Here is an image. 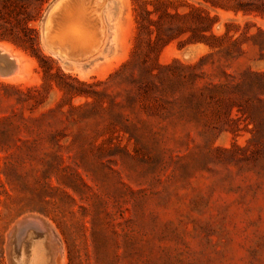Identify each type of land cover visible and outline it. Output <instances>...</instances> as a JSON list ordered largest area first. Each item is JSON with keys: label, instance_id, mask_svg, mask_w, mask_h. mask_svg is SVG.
Returning a JSON list of instances; mask_svg holds the SVG:
<instances>
[{"label": "rangeland", "instance_id": "374dc122", "mask_svg": "<svg viewBox=\"0 0 264 264\" xmlns=\"http://www.w3.org/2000/svg\"><path fill=\"white\" fill-rule=\"evenodd\" d=\"M60 1L0 0V48L20 67L6 76L0 58V264H13L30 220L45 227L50 264H264V96L233 109L207 91L182 101L264 73V0L212 12L241 57L183 36L149 59L136 0H64L65 26L51 24ZM73 28L80 41H67ZM209 54L176 100L140 82L143 59L192 66Z\"/></svg>", "mask_w": 264, "mask_h": 264}, {"label": "trees", "instance_id": "16d2710c", "mask_svg": "<svg viewBox=\"0 0 264 264\" xmlns=\"http://www.w3.org/2000/svg\"><path fill=\"white\" fill-rule=\"evenodd\" d=\"M136 1L139 4V8L136 9L137 48L138 50L142 49L148 59L151 55H155L183 36H187L186 41L188 44H204L211 51L219 50L225 43H228L241 53L239 55L241 57L244 52L239 49L241 43L239 38L231 36L230 30L221 35L214 33L219 18L217 15H213L212 12L217 9L233 11L236 14L239 12H257V10L246 8L244 6L245 0H202L197 4L190 3L187 0ZM249 38L256 40L257 36L252 35ZM257 45L255 44V46ZM38 52L42 58L47 59L40 48ZM227 53L228 55L231 54L230 47H228ZM211 56L212 54H209L201 58L200 63L192 66H183L176 62L175 65L164 67L156 62L149 64L147 60L143 59L141 63H137L140 82L147 81L146 83L152 91L155 90L159 94H164V97L170 96V98L175 99L174 86L193 84L197 79V68H200L202 63ZM174 66H179L182 71L190 72V74L183 77L175 71ZM226 77V83L203 87L204 89L200 88L198 93L191 92L189 95L184 96L182 101L193 103L194 101L205 100L207 91L208 95L210 93L211 98L218 96L220 100L226 102L229 107L232 106L233 109L234 105L241 107L242 101L249 100L248 95L250 94L264 96V73L245 72L238 75H227ZM167 100L169 101V99ZM258 101L261 104L264 102L262 99ZM255 109L259 113L260 119H264L262 117L264 111L259 107ZM238 111L241 112V110ZM252 121L255 123L253 118Z\"/></svg>", "mask_w": 264, "mask_h": 264}, {"label": "bare ground", "instance_id": "6f19581e", "mask_svg": "<svg viewBox=\"0 0 264 264\" xmlns=\"http://www.w3.org/2000/svg\"><path fill=\"white\" fill-rule=\"evenodd\" d=\"M68 1L71 2V0H68ZM64 3L65 1L61 0L55 5L53 12L57 11L61 13L59 14L60 15L59 17H61V19L58 21L57 20L55 21V18L57 19L58 17L57 16L58 13H55V16L53 15L54 18L52 19L51 24L54 25L55 23L56 25V23L58 24L61 23L62 26L70 24L69 21L68 22L64 21L65 18L70 17V14H68L66 11V7L63 5ZM66 3H69V2H66ZM79 16L80 15H78L77 17ZM78 20L82 21L83 24H87L86 18L84 17L81 19L79 18ZM51 24H50V27H51ZM81 36H82V33L80 32V30L77 28H73V31L67 34L66 39L67 41L75 42V41H80ZM0 58L7 62V69L3 71L5 72L6 76H8L10 73H11L10 75H16L19 73V69H20L19 61L2 48H0ZM40 224L36 220H30L29 223L21 225L22 230L20 234V239L12 250L11 258L13 260V264H50L51 252L47 248V246L44 244L45 235L42 234V230H44L45 227H43ZM34 229L38 231L36 232L34 231Z\"/></svg>", "mask_w": 264, "mask_h": 264}, {"label": "water", "instance_id": "95a60500", "mask_svg": "<svg viewBox=\"0 0 264 264\" xmlns=\"http://www.w3.org/2000/svg\"><path fill=\"white\" fill-rule=\"evenodd\" d=\"M43 231V230H42Z\"/></svg>", "mask_w": 264, "mask_h": 264}]
</instances>
